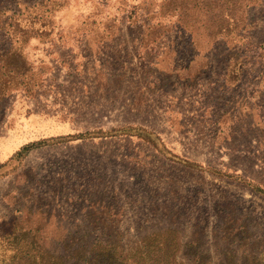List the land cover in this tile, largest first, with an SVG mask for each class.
<instances>
[{"label": "rangeland", "instance_id": "obj_1", "mask_svg": "<svg viewBox=\"0 0 264 264\" xmlns=\"http://www.w3.org/2000/svg\"><path fill=\"white\" fill-rule=\"evenodd\" d=\"M249 181L264 0H0L4 258L264 264Z\"/></svg>", "mask_w": 264, "mask_h": 264}, {"label": "trees", "instance_id": "obj_2", "mask_svg": "<svg viewBox=\"0 0 264 264\" xmlns=\"http://www.w3.org/2000/svg\"><path fill=\"white\" fill-rule=\"evenodd\" d=\"M138 131H143L141 127H136ZM120 132H125L123 128L119 130H115L114 132L111 133H120ZM98 132L97 134H99ZM127 133V132H126ZM89 134V133H87ZM85 134H80V137L84 136ZM19 151V150H18ZM19 153V152H18ZM194 165V164H190ZM237 179L242 180L243 178L237 174ZM251 187H253L255 190L259 191L260 193L264 194V190L257 185H253V183L247 182ZM2 239V238H1ZM2 256L1 264H13L15 263V258H17V255H11L9 258H4L3 255L5 253H0ZM21 255H19V258H28V264H42V261L38 259L40 256L35 253L31 252H20ZM38 257V258H37ZM53 258V256H51ZM124 259H120L119 257H116L114 253L110 252L106 248L100 249L93 257L89 258L88 256H84L80 262H77L76 264H124ZM43 264H54V263H49L45 262ZM64 264V263H63Z\"/></svg>", "mask_w": 264, "mask_h": 264}]
</instances>
